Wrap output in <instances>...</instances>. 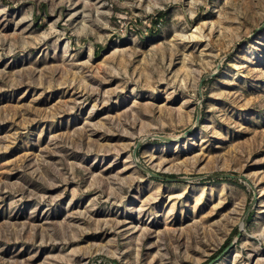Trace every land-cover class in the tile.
Wrapping results in <instances>:
<instances>
[{"label": "rangeland", "instance_id": "1", "mask_svg": "<svg viewBox=\"0 0 264 264\" xmlns=\"http://www.w3.org/2000/svg\"><path fill=\"white\" fill-rule=\"evenodd\" d=\"M0 264H264V0H0Z\"/></svg>", "mask_w": 264, "mask_h": 264}, {"label": "trees", "instance_id": "2", "mask_svg": "<svg viewBox=\"0 0 264 264\" xmlns=\"http://www.w3.org/2000/svg\"><path fill=\"white\" fill-rule=\"evenodd\" d=\"M160 16H156V18L152 21L153 24L150 27V33L157 31L159 29V26H157L156 23H158V21L160 20Z\"/></svg>", "mask_w": 264, "mask_h": 264}]
</instances>
